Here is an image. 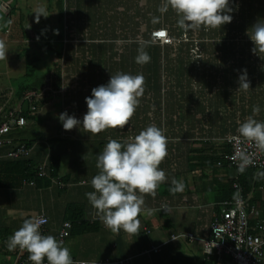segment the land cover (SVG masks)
<instances>
[{
  "label": "crops",
  "instance_id": "obj_1",
  "mask_svg": "<svg viewBox=\"0 0 264 264\" xmlns=\"http://www.w3.org/2000/svg\"><path fill=\"white\" fill-rule=\"evenodd\" d=\"M164 3L165 0H0V21L5 19L8 24L0 39L8 44L64 46L63 56L59 52L50 65L54 69L46 68L43 75V85L51 93L39 95V105L35 101L38 107L30 113L33 118L26 119V124L13 133L19 135L17 142L31 143L28 160L36 164L47 157L55 159L58 180L67 184L61 189L54 184L22 181L16 161L3 159L10 146L0 148V264L15 261L19 248L9 250L7 242L25 219L45 214L48 231L54 234L74 206L82 210L83 218L95 222L94 216L101 214L85 193L94 191L91 180L99 172L97 156L110 138L126 141L151 124L163 129L168 139V155L159 165L167 180L154 196H144V210L138 217L139 235L123 230L117 233L99 224L92 231L69 236L63 245L76 261L201 264V239L209 235V224L220 213L223 186L236 177L237 171L232 167L217 168L198 178L200 173L191 170L188 154L192 147L200 148L202 144L196 143L202 141L219 154V141L239 135L237 129L253 116V106L260 108L254 119L264 122V53H253L254 44L249 38L252 26L264 21V0H229L231 23L220 28L187 30L178 27L179 17L170 7L162 10ZM41 7L48 16H41L37 22L35 13ZM153 17H158L159 22L153 23ZM160 28L167 30L173 43L151 41L150 33ZM84 29L86 40L79 37ZM142 47L151 57L146 64L136 62ZM56 60H62L61 73ZM241 70H246L249 91L239 89ZM117 72L142 73L145 77L144 94L126 127L93 134L83 126L65 131L59 120L57 125L52 121L55 127L50 125L52 96L58 92L62 95L60 114L67 112L82 121L87 113L85 98ZM5 97L0 105V123L9 111L19 106L28 108L22 98H12L9 85L0 84V99ZM161 106L167 107L168 118L166 110L159 109ZM159 119L171 121L163 128ZM44 129L52 132H43ZM173 178L183 183L182 191H170ZM81 181L88 184L80 185ZM185 233L194 234L196 240L170 241L172 235ZM152 247H158V251H152Z\"/></svg>",
  "mask_w": 264,
  "mask_h": 264
},
{
  "label": "clouds",
  "instance_id": "obj_2",
  "mask_svg": "<svg viewBox=\"0 0 264 264\" xmlns=\"http://www.w3.org/2000/svg\"><path fill=\"white\" fill-rule=\"evenodd\" d=\"M171 8L179 17L181 29H198L201 26L220 28L231 23L232 9L229 0H165L163 11ZM36 21L47 17L46 10H37ZM159 18L153 17V23ZM166 33L162 30L159 34ZM250 40L254 44L253 53H264V21H257L251 28ZM8 48L0 39V61H6ZM151 57L142 47L138 49L136 62L146 64ZM239 89L250 90L246 70H241L238 78ZM145 91V77L141 74L117 72L111 75L106 85L92 89L91 96L85 98L87 113L82 121L67 112L61 113L59 121L65 131L83 126L88 132L98 134L108 128H124L135 114L140 98ZM253 116L240 124L237 131L240 137L255 143L264 150V122L254 116L260 112L253 106ZM168 139L163 129L151 124L135 137L126 141L109 139L102 153L97 156V175L91 180L92 192L85 193L90 204L101 214L106 227L114 232L123 230L127 234L139 235V216L144 210V196L155 195L157 188L167 180L166 173L159 165L165 160ZM243 164L250 161L241 153ZM172 193L183 190L181 181L172 179ZM42 219H25L22 226L9 237V250L17 248L28 253L32 264H77L72 259L68 247L52 235H42ZM83 264V262H79Z\"/></svg>",
  "mask_w": 264,
  "mask_h": 264
},
{
  "label": "built area",
  "instance_id": "obj_3",
  "mask_svg": "<svg viewBox=\"0 0 264 264\" xmlns=\"http://www.w3.org/2000/svg\"><path fill=\"white\" fill-rule=\"evenodd\" d=\"M164 31L165 35H160L161 31ZM150 39L152 42H159L162 45H168L173 43V40L168 35V32L164 28L156 29L150 33ZM47 88V87H46ZM44 90V89H43ZM46 90V89H45ZM39 93L36 91H28L23 96L22 103L29 104V109L34 112L35 100L39 97ZM21 111L19 108L13 109L7 113L4 120L0 123V148L8 145L11 146L12 139L7 137V134L13 129V127H22L26 124L24 117L18 116L16 112ZM229 147V152L224 154V159L230 163L235 170L240 169H253L255 171H264V150L256 147L255 143L249 142L239 135L225 136L222 140ZM14 147L5 153L3 159L18 160L25 158L29 155L31 148L26 142H17ZM241 153L250 161L247 164H243L241 159ZM45 161L38 166V177L43 178L45 176ZM33 184V182H30ZM52 184L59 188L67 186L66 183L58 179L53 178ZM88 182L81 181L80 185H86ZM233 189L239 190L240 187L237 183H233ZM252 200L251 194L238 195L232 200L220 201L218 206L220 207V213L214 216L209 224V235L201 239L204 253L207 255H213L216 257L218 264H264V214L255 204L250 203ZM42 219L40 232L42 235H52L58 241L65 240L70 235L71 223L64 221L54 234H50L47 228L48 217L41 213L31 219ZM93 221L104 224L102 216H94ZM24 220L21 222V226ZM182 239L185 242H193L196 237L192 233H185L180 235H172L170 241ZM154 252L158 251V247H152ZM83 262V264H121L122 261L110 262ZM12 264H32L28 260V253L19 249L17 257ZM44 264H48L45 259Z\"/></svg>",
  "mask_w": 264,
  "mask_h": 264
},
{
  "label": "trees",
  "instance_id": "obj_4",
  "mask_svg": "<svg viewBox=\"0 0 264 264\" xmlns=\"http://www.w3.org/2000/svg\"><path fill=\"white\" fill-rule=\"evenodd\" d=\"M44 78L41 82L37 83H31V84H25L20 86L17 89L16 97L22 98L24 93L28 91H36L38 92L41 90V87H46L43 85ZM52 89V87L50 86ZM46 91V90H45ZM28 108L25 110L21 108L20 112H16L18 116L24 117V119H30L33 117H30V113L32 112L29 109V104L25 103ZM36 104V103H35ZM8 107H5L3 109L7 110ZM20 128V127H13V129L7 134V137L12 139V145L10 147H14L18 141V136L14 135V130ZM14 132V133H13ZM18 137V138H16ZM221 147L219 148L220 153H216L215 150H213L212 146L205 141L198 142L196 144H202L200 148L192 147L189 151L190 154H188V162L191 165V170L199 171L200 176L198 178H202L206 176V173L209 171H213L217 168H224V167H232L228 161L224 159V154L229 152V147L226 146V144L222 141ZM31 143L29 142L28 145ZM208 145V146H206ZM206 146V148H205ZM212 150L213 152H210V154L206 153V150ZM26 158V157H25ZM7 160V159H6ZM52 157H47L43 161H40L35 164V162H32L31 159H18V160H9V161H16L14 163H17L18 166H20V177L23 180H30L29 182H33V185L36 183V185L41 184L42 186H48L52 184V179H58V167L56 162L54 161ZM45 161V176L43 178L38 177V166L42 164ZM12 162H8L10 164ZM22 167L25 168V170L22 169ZM233 168V167H232ZM23 170V171H22ZM237 174L236 177L230 178L226 181L225 185L222 187V193H221V200H232L234 199L238 193H241L242 195L251 194L252 200L250 203L255 204L260 210L263 211L264 214V171H255L253 169H240L236 170ZM210 174V173H209ZM233 183H237L240 187V191L233 189L232 185ZM170 188L173 187V185H169ZM165 192H167L165 190ZM219 208V207H218ZM77 209V211H76ZM216 214L215 216H217ZM65 221H68L71 223V229H70V235L73 234H79L82 232L92 231L94 230L100 222H90L89 220L83 218V213L80 208H76L74 206H71L68 209V213ZM49 224V221H48ZM47 224V228H48ZM7 239V238H6ZM216 257L213 255H207L204 253V257L201 261V264H217L216 263ZM224 264V263H222ZM227 264V263H225Z\"/></svg>",
  "mask_w": 264,
  "mask_h": 264
},
{
  "label": "rangeland",
  "instance_id": "obj_5",
  "mask_svg": "<svg viewBox=\"0 0 264 264\" xmlns=\"http://www.w3.org/2000/svg\"><path fill=\"white\" fill-rule=\"evenodd\" d=\"M29 2H32V0H29ZM8 21V20H7ZM8 28V24L6 22L5 19L0 21V38L2 37V34L4 32V30ZM63 29V28H61ZM85 31L79 35V37L81 38H85L86 40V29H84ZM7 48H8V53H7V59L6 61H0V84H4L5 86L10 87L11 89V96L13 99L16 98V94H17V89L25 84H31V83H37L41 82L43 80V75L46 74L47 69L46 68H52V70L54 69L52 66H50L51 64H53L54 58H58L59 56V52H61V55L63 56L64 50L62 49L64 46H62L63 44L61 43H50L48 45H42V43L39 42H35V43H19V44H8L6 43ZM86 45V43H85ZM28 53V54H27ZM28 55V58L26 59L24 56ZM17 55H20L21 58L16 59L18 57H16ZM16 57V58H14ZM39 58V60L36 61V59ZM57 61V60H56ZM58 62V61H57ZM62 60H60L57 63V68L61 73V66ZM45 68V69H44ZM58 70L57 73H58ZM54 71H52L53 73ZM61 80V78H60ZM58 80V81H60ZM23 87V86H22ZM44 89V90H43ZM45 89H47L46 87H41V90H39V94H42V92H46L45 93V97L46 94L51 93L50 91H45ZM58 95H56V97L52 96V103H51V108L49 111L50 117L48 119H50L48 122L50 123V125L52 127H55V123H52V121L56 122L57 125V121L59 120V116H60V112L62 109V102H63V98L60 92L57 93ZM25 95V93H24ZM23 95V96H24ZM43 96V98H44ZM40 98V97H39ZM5 98L0 99V105H2L4 103ZM38 99V98H37ZM35 100L38 104V100ZM51 99V98H49ZM7 103V101L5 102V104ZM35 104V107L37 109L38 105ZM7 106V105H6ZM1 109V106H0ZM160 110H166L165 111V115L166 118H168L169 113H168V109L167 107L161 106L159 108ZM164 112V111H163ZM222 112L223 110H221V118H222ZM149 120H158V119H149ZM161 126L163 125V128L166 124H168L171 119H159ZM53 129V128H52ZM43 132H52L49 131L47 129H44ZM89 155V154H88ZM95 159V157H94ZM67 160V159H66ZM66 160H62L66 161ZM101 227H104L105 224L100 225ZM110 239L107 240V242ZM184 241V240H182ZM185 242V241H184Z\"/></svg>",
  "mask_w": 264,
  "mask_h": 264
},
{
  "label": "snow or ice",
  "instance_id": "obj_6",
  "mask_svg": "<svg viewBox=\"0 0 264 264\" xmlns=\"http://www.w3.org/2000/svg\"><path fill=\"white\" fill-rule=\"evenodd\" d=\"M160 35H163V33H161Z\"/></svg>",
  "mask_w": 264,
  "mask_h": 264
}]
</instances>
